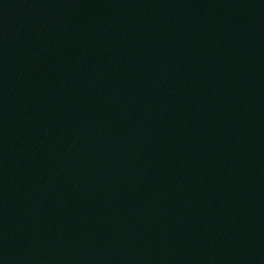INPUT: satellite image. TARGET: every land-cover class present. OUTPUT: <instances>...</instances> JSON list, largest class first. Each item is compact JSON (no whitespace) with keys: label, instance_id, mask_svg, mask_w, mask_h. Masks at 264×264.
<instances>
[{"label":"water","instance_id":"1","mask_svg":"<svg viewBox=\"0 0 264 264\" xmlns=\"http://www.w3.org/2000/svg\"><path fill=\"white\" fill-rule=\"evenodd\" d=\"M0 264H264V0H0Z\"/></svg>","mask_w":264,"mask_h":264}]
</instances>
